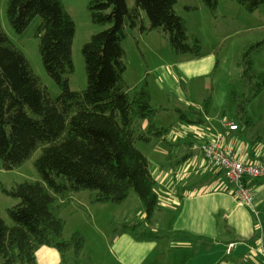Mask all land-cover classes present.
I'll return each mask as SVG.
<instances>
[{
	"label": "trees",
	"instance_id": "obj_1",
	"mask_svg": "<svg viewBox=\"0 0 264 264\" xmlns=\"http://www.w3.org/2000/svg\"><path fill=\"white\" fill-rule=\"evenodd\" d=\"M202 1L217 14L221 0ZM232 1L248 12L264 4V0ZM177 2L135 0L131 8L128 0H90L92 22L106 28L83 46L87 88L75 91L70 87V76L75 71L76 23L63 0H8L7 18L16 32H24L34 18H40L35 32L39 52L61 93L51 95L25 52L5 32L0 18V160L4 169L11 170L40 151L35 167L41 176L39 181L3 188L19 202L8 209L12 225L0 217L2 264H37V253L43 246L55 247L64 264H71L68 253H73L75 264H94L92 258H82L87 243L83 233L76 231L70 239L64 236L63 213L76 192L91 191L94 202L115 204L135 193L146 210L149 227L140 229L139 224L125 223L116 234L131 233L140 240L162 234L150 229L156 213L163 209L161 186L136 141L151 143L154 138L167 137L171 128L155 121L162 112L172 110L193 125L205 122L214 100L209 95L199 107L187 110L154 105L147 83L130 88L124 78V41L130 30L145 34L157 31L166 36L175 53L200 57L204 45L190 34L185 19L175 9ZM257 45L261 43L247 48L239 77L226 90L221 118L236 124L237 130L255 126L247 105L264 91V70L255 67L250 53Z\"/></svg>",
	"mask_w": 264,
	"mask_h": 264
},
{
	"label": "rangeland",
	"instance_id": "obj_2",
	"mask_svg": "<svg viewBox=\"0 0 264 264\" xmlns=\"http://www.w3.org/2000/svg\"><path fill=\"white\" fill-rule=\"evenodd\" d=\"M89 1L63 0L67 11L76 23L72 51L75 71L70 76V87L75 91H83L87 88L83 46L91 40L93 35L106 28L92 22L88 10ZM7 3L8 0H0V18L5 32L25 52L33 70L41 77L51 95L58 96L61 90L43 65L39 52V40L35 37L40 18H34L24 32L18 33L11 27L7 18ZM128 4L131 8L134 7L135 0H128ZM175 9L185 19L190 34L202 41L205 49L203 48L201 59L196 61L198 57L190 53H175L166 36L161 32L156 31L150 37H147L146 33L144 37L146 41H141L138 35L141 32L130 30L129 37L124 41L127 64L124 78L130 88L147 83L153 95V104L158 107L172 108L175 105L174 107L178 106L187 110L190 106L199 107L205 97L211 95L214 100L213 112L223 110L227 87L238 79L243 54L249 46L261 43L250 53L255 67L264 70V4L256 11L248 12L236 1L221 0L217 14L213 15L202 0H178ZM179 62L183 65H179ZM165 72L168 76L174 77L177 86H180L179 79L184 80L182 91L177 90L173 83L169 85L163 77ZM248 105L252 113L256 115L258 124L261 125L264 122V94ZM171 116L170 113H166L165 117L158 116L156 121L159 124L163 121L169 123L167 120ZM137 130L141 131L140 125ZM158 140L154 139L151 143L136 141L138 149L150 159L152 168L160 162V159L163 160L157 148ZM39 154L40 151L36 152L22 166L11 170L4 169L0 160V217L9 225H12L13 221L8 209L17 205L19 201L7 195L3 188H11L15 183L41 180L35 167ZM85 194L95 193L86 191ZM69 207L63 213V218L66 220L64 236L70 239L76 231L84 234L87 244L82 258L88 255L97 256L99 251L108 247L100 230L112 238L116 234L115 230L125 223L139 224L140 229L149 227L146 222V210L135 193H132L122 204L85 200L84 206H76L78 214H72ZM175 216L172 209L165 207L163 211L156 213L153 221L161 222L160 226L167 230L170 220ZM109 218L112 219L111 222L108 221ZM151 228L153 226L150 225ZM120 234L122 233H118ZM59 253L55 247L43 246L37 253V264H56L52 256L58 257ZM66 258L71 264H75L73 253H68ZM108 258L114 264H118L110 254ZM62 261L64 263L63 258ZM0 264H2L1 259Z\"/></svg>",
	"mask_w": 264,
	"mask_h": 264
},
{
	"label": "crops",
	"instance_id": "obj_3",
	"mask_svg": "<svg viewBox=\"0 0 264 264\" xmlns=\"http://www.w3.org/2000/svg\"><path fill=\"white\" fill-rule=\"evenodd\" d=\"M155 32L147 33V37ZM138 35L141 41H146L145 33ZM163 77L170 86L173 83L177 90H183L184 80L179 79L177 86L173 76L165 72ZM263 94L264 91L255 100ZM247 108L255 126L239 130H231L228 125L231 121L221 118L222 110H212L206 121L198 125L181 119L172 110L160 113L159 117L172 115L169 123L159 124L158 116L155 119L157 125L171 131L166 138H154L159 139L157 148L163 160L152 170L161 186L162 211L169 207L176 216L167 230L160 226L161 222L153 221L152 229L162 234L149 239L140 240L131 233L110 238L100 230L108 247L97 256L83 259L90 257L94 264H114L108 258L110 254L118 264H264V180L247 179L254 200L252 206L241 205L235 185L200 149L205 143L220 140L222 147L238 160L264 165V122L258 124L249 105ZM85 192L72 194L73 203L69 207L72 214L79 213L76 206H84L85 200L94 202L92 194ZM52 257L56 264H64L60 253Z\"/></svg>",
	"mask_w": 264,
	"mask_h": 264
},
{
	"label": "built area",
	"instance_id": "obj_4",
	"mask_svg": "<svg viewBox=\"0 0 264 264\" xmlns=\"http://www.w3.org/2000/svg\"><path fill=\"white\" fill-rule=\"evenodd\" d=\"M231 130L238 127L233 122L228 123ZM204 157L215 167L223 170L227 178L236 187L237 200L241 205L252 206L254 194L249 189L246 179L256 178L264 180V165L246 163L228 153L220 140L209 142L201 147Z\"/></svg>",
	"mask_w": 264,
	"mask_h": 264
}]
</instances>
